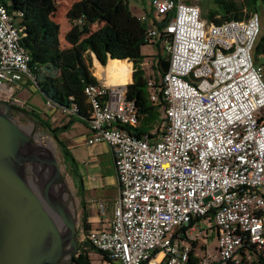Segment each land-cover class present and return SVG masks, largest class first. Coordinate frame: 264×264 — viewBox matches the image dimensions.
Returning <instances> with one entry per match:
<instances>
[{
    "label": "built area",
    "instance_id": "obj_1",
    "mask_svg": "<svg viewBox=\"0 0 264 264\" xmlns=\"http://www.w3.org/2000/svg\"><path fill=\"white\" fill-rule=\"evenodd\" d=\"M200 1L151 0L140 17L147 45L168 57L161 81L146 79L148 99L166 120L157 136L133 135L140 116L126 85L84 89L88 144L112 149L118 194L108 227L81 242L115 264H151L156 251L159 264L264 260V66L252 59L259 18L207 24ZM22 37L0 0V101L24 110L12 99L13 84L34 83ZM97 207L103 214V203ZM209 219L215 247L198 257L191 235Z\"/></svg>",
    "mask_w": 264,
    "mask_h": 264
},
{
    "label": "trees",
    "instance_id": "obj_2",
    "mask_svg": "<svg viewBox=\"0 0 264 264\" xmlns=\"http://www.w3.org/2000/svg\"><path fill=\"white\" fill-rule=\"evenodd\" d=\"M1 1L14 24L22 29L21 45L30 57L29 71L45 102L49 101L54 108H61L62 112H71L69 116H76L78 121L85 124L89 121L90 109L84 89L99 82L93 76V58L107 69L117 65L119 69L115 76L116 81L118 76V84L125 78L130 80V74H124L122 71L125 67L120 65L126 61L131 75L133 70L132 83L126 86V98L134 103L140 116V125L132 133L136 137L158 135V130L165 125L166 120L163 110L152 105L148 99L147 77L141 68L145 57L140 54L139 47L147 45L146 28L141 19L130 11L126 0H82L81 9L76 14L71 13L70 19H82V27L86 28L81 38L66 48L61 47L59 30L49 17L47 0ZM213 4L215 9H209L204 18L201 14V19L207 24L222 25L246 20L252 13H257L258 6L264 5V0H213ZM166 23L167 20L162 21L159 27H164ZM262 47L264 38L261 44L257 43L255 52L264 53ZM154 68L157 76L162 77L168 69L167 60L158 55ZM27 114L53 136L55 132H65L71 128V124L51 128L33 113ZM155 128L157 131L152 132ZM57 143L72 164V176L77 181L82 197L81 178L75 159L62 141ZM81 207V225L87 232L91 226L87 222L88 214L82 201ZM192 246L195 247L194 242ZM89 253L99 254L106 259L105 254L96 251L87 242H81L74 264H91ZM158 253L154 252L153 258ZM190 262L195 264L197 259L191 258ZM253 264H264V260L257 259Z\"/></svg>",
    "mask_w": 264,
    "mask_h": 264
},
{
    "label": "rangeland",
    "instance_id": "obj_3",
    "mask_svg": "<svg viewBox=\"0 0 264 264\" xmlns=\"http://www.w3.org/2000/svg\"><path fill=\"white\" fill-rule=\"evenodd\" d=\"M81 1L82 0H47L48 14L51 20L56 24L59 30L60 44L62 48H66L70 45H73L75 42H77L81 38L84 32V29L86 28V26L85 27L78 26V24H76L75 21H72L70 19L72 18L71 13L76 14L81 9V5H82ZM126 1L128 2L130 11L136 17L140 18L142 16L149 15L151 0H126ZM237 1L239 2V0ZM199 6L201 9L202 18H204L203 16H205V14L207 13L209 9H215L213 0H201L199 2ZM257 15L259 18V25H260V33L258 36V42L259 44H261L262 38H264V5L260 4L258 6ZM139 51H140V54L145 57V59L143 60V64L141 65V68L145 72V76L147 78L154 76V75L157 76V73H155L154 66L156 65L158 61V55H160L165 60L168 59L165 52H163L159 48L157 49L150 45L139 47ZM255 57H256V52H255V49H253L252 59L254 63H255ZM96 62L97 61L93 58V66L97 64ZM130 65H131V70H132V64L130 63ZM104 69L105 68L101 67V65L100 66L97 65L96 68L93 67L92 69L93 76L95 77L96 70H100L102 74L104 75V80L105 79L107 80V78L110 77V75L114 74L116 71L115 67H112L110 69L106 68L105 70ZM128 71L129 70L127 68L126 71H123V73L127 74ZM132 76H133V70H132ZM132 76L130 78H132ZM157 79H158V82L161 81L159 75L157 76ZM130 82H131V79L129 80L128 78H125L123 81H120V84L117 86H124L128 83L130 84ZM109 83L112 84L111 81ZM12 87L15 90L12 99L23 102L29 107L24 110L21 108L20 109L27 113H30L28 112V110L33 107H34L33 108L34 111H37V109H40V113L38 114L39 118L44 123L48 124L51 128L64 127L69 124H71L70 125L71 128L72 127L79 128L83 126L82 123L77 120L76 116H69V115L62 113L61 108H54V107L46 106V102H43L41 100L39 96V91L37 90V87L34 83H30L28 81L23 80L21 83L13 84ZM31 104L33 107H30ZM50 111H52L53 113L51 112V115H48L47 112H50ZM12 116H13L14 123L18 127L32 126L35 132H39L43 136L49 137L54 143L55 148L52 146H49L47 149L55 150L54 156L56 160L54 162L56 164V169L58 168L57 170L58 179L55 180L53 178H50L46 185L44 181L45 177H43L40 174V175H33V178L30 183L38 191V194L42 193V189H45L46 191H51V192H53V189L57 190L56 183H59V184L63 183L62 185H65V189L68 191V194L66 195L64 190L62 191L63 194H65L64 195L65 203L61 202V205L65 213L75 215L76 225L74 224V242L76 243L77 249H78L79 245L81 244V240L83 239V236L85 235V232L81 225V208H80L79 191L77 187V181L72 176V164L70 163L69 159L66 157L62 147L57 143V141H64L67 138L71 128L69 130H66L65 132H62V131L55 132L53 136L49 131L44 129L38 123L36 119H33L28 114H20L19 112H14L12 113ZM155 131H157L156 128L152 132H155ZM68 151L71 153L70 150ZM52 160H53V157H52ZM75 162L76 164L78 163L76 159H75ZM36 163L39 164L41 168L47 169V166L44 164L43 161L42 163H38V162ZM48 171H49V168H48ZM66 199L68 200V202H66ZM106 210L108 212L107 217L111 218L112 206H107ZM205 224H206L205 231L197 230L191 235V238L193 239L192 242L195 243V247H193L194 253L197 254L199 257H202L205 251L212 252L215 247V233H214V226H213L212 220L209 219L207 222H205ZM95 227L96 226H93L92 228H95ZM90 263L94 264V261L91 258H90Z\"/></svg>",
    "mask_w": 264,
    "mask_h": 264
},
{
    "label": "water",
    "instance_id": "obj_4",
    "mask_svg": "<svg viewBox=\"0 0 264 264\" xmlns=\"http://www.w3.org/2000/svg\"><path fill=\"white\" fill-rule=\"evenodd\" d=\"M0 112V264H43L44 242L49 234L57 236L55 226L38 195L23 173L18 155L26 138L14 123L12 113L27 114L11 104L1 102ZM56 168L55 162H51ZM63 216L62 209L58 206ZM71 235L69 264L78 252L74 242V221L66 220Z\"/></svg>",
    "mask_w": 264,
    "mask_h": 264
},
{
    "label": "crops",
    "instance_id": "obj_5",
    "mask_svg": "<svg viewBox=\"0 0 264 264\" xmlns=\"http://www.w3.org/2000/svg\"><path fill=\"white\" fill-rule=\"evenodd\" d=\"M257 43H258V38L256 40L254 49H256ZM124 62L125 64H120V63L119 64L123 65L125 67L123 71H126L128 66L126 64V61ZM255 64L258 66H264V53H256ZM97 65L99 64L97 63L93 67L96 68ZM114 67L116 69L114 74H116L119 68L117 67V65H115ZM129 71L128 73L130 74L131 77L132 75ZM95 77L99 80L100 83H105L108 84L109 86L119 85L118 76H117L116 85L110 84L107 80H104L102 74H99L97 71L95 73ZM130 79H131L130 83H132V78ZM39 96L41 100L45 102L40 93ZM30 107H33L32 104L30 105ZM33 108L29 109L28 112L38 116V114L40 113V109L34 111ZM51 112L52 111L47 112V114L51 115ZM82 125L83 126L79 128L72 127L71 130L69 131V135L62 142L64 146L67 148V150L71 151L70 154L78 162L77 169L80 174L81 186H82V197L79 195L81 214H82V207H81V201H82L83 204L85 205V211L88 214L87 222L91 226L90 230L85 232V234H87L88 232L98 231L108 227L110 221L112 220V210H111V218L107 217L108 212L106 210V207L112 206L113 208V201L118 194V186H117V179H116V173L114 167V156L112 149L104 142L88 144V141L90 140V134L88 131V122H86L85 124L82 123ZM99 203H103L105 207L103 214H100L98 210L97 205ZM93 226L96 227L92 228ZM157 255L154 256L152 261L157 258ZM88 256H89V260L91 258L94 261V264H115L114 262L110 261L109 258H107V256H105L106 259L103 256L95 253H89ZM162 259L163 256L161 260L158 261L156 264L161 263Z\"/></svg>",
    "mask_w": 264,
    "mask_h": 264
},
{
    "label": "bare ground",
    "instance_id": "obj_6",
    "mask_svg": "<svg viewBox=\"0 0 264 264\" xmlns=\"http://www.w3.org/2000/svg\"><path fill=\"white\" fill-rule=\"evenodd\" d=\"M96 71L99 74H102L100 70H96ZM102 76L104 78L103 74ZM107 81L109 82L111 81V83L114 85L117 84L115 74L110 75V77L107 78ZM100 84L107 87H118V86H109L108 84L105 83H100ZM0 112H6L11 118L10 113H8V111H5L4 106H0ZM19 129L22 135L26 138V141H24L20 145L21 153L18 155V157L20 158L19 163L21 164L20 173H23L29 182H31L33 175H40V174L43 177H45L44 181L46 185L50 178L57 180L58 168L56 169L51 164V162H54L56 160L54 156L55 150L47 149L49 146L55 148L52 140L47 136H43L39 132H35L32 126L19 127ZM42 161L47 166V169L41 168V166L36 163V162L42 163ZM62 184L63 183L61 184L56 183L57 190L53 189V192L42 189V193L38 194L57 232V236L56 235L54 236L53 234H49L46 239V242H44L43 244L44 250L46 252L44 256L45 259L47 260L43 264H69L72 245H71L70 230L68 229L66 220H71L75 222L76 218L74 214L65 213L63 210L61 202L65 203V199H64L65 194H63L62 191L64 190L66 195L68 194V191L65 189V185ZM66 202H68L67 199ZM58 206L62 209L63 216L59 213L57 208ZM162 256H163L162 253L158 254L157 258L153 260L151 264H156L158 261L161 260Z\"/></svg>",
    "mask_w": 264,
    "mask_h": 264
}]
</instances>
